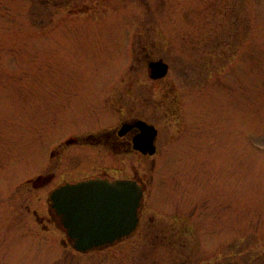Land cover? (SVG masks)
<instances>
[{
  "label": "rangeland",
  "instance_id": "rangeland-1",
  "mask_svg": "<svg viewBox=\"0 0 264 264\" xmlns=\"http://www.w3.org/2000/svg\"><path fill=\"white\" fill-rule=\"evenodd\" d=\"M136 117L150 158H51ZM126 163L152 179L148 238L83 254L37 221L51 186ZM0 264H264V0H0Z\"/></svg>",
  "mask_w": 264,
  "mask_h": 264
},
{
  "label": "water",
  "instance_id": "water-1",
  "mask_svg": "<svg viewBox=\"0 0 264 264\" xmlns=\"http://www.w3.org/2000/svg\"><path fill=\"white\" fill-rule=\"evenodd\" d=\"M168 69V64L161 59L148 63V74L152 79L166 76ZM132 126L140 129L134 138V148L155 154L156 127L137 120L125 123L123 128ZM41 177L28 182H38ZM49 200L56 225L65 232L76 251L86 253L108 246L137 228L143 187L131 179L89 177L59 185L51 191Z\"/></svg>",
  "mask_w": 264,
  "mask_h": 264
},
{
  "label": "flooded vegetation",
  "instance_id": "flooded-vegetation-1",
  "mask_svg": "<svg viewBox=\"0 0 264 264\" xmlns=\"http://www.w3.org/2000/svg\"><path fill=\"white\" fill-rule=\"evenodd\" d=\"M137 120H144L140 117L132 118L130 120H124L122 121L118 126L110 127V128H101L97 129L95 131H90V133H87L85 135H69L67 138H65L63 141L59 143L54 149L51 150V158H53L55 155L61 156L64 153L72 152V150H76V148H84V147H92V148H99L101 154L103 152H108V156L111 155H120L126 157L131 156L132 154H138L139 156H142V158H150L153 155H149L148 153H143L140 150H137L134 148V138L140 133V129L137 126H132L131 128H123V125L125 123H133ZM146 121V120H144ZM157 152V150H156ZM110 154V155H109ZM74 157H78L77 154H73ZM49 172H47L45 175H38L42 176L38 182H30V184L33 187H40L45 186L47 184H52L54 179H56L57 174L54 171V168H49ZM36 176V177H38ZM104 177L109 178L111 180L113 179H131L137 181L138 184H140L143 187V203L139 215V223L137 228L129 235L120 238L119 240L115 241L112 244H109L108 246H105L100 249H96L94 252H101L105 249L111 248L113 246H116L118 244L130 241L134 237L145 239L149 237V234L142 235L140 233L139 229L141 228V221L143 218V207H144V197L145 193L148 191V184L151 182V178H148L147 175H140L137 170L133 169V166H131L129 163H126L123 167H100L95 172L86 174L84 176L75 177V178H68L61 180L56 185L51 186L49 189L48 194V206H49V218H43L37 215L36 212V218L38 216L39 219H37L40 224L43 225L44 228H46L45 222L49 220V223H55L54 220V213L51 209V202L49 200V195L53 189L58 187L59 185L65 183V182H74L77 180L89 178V177ZM35 177V178H36ZM29 180V179H28ZM29 183V182H28ZM57 226V225H56ZM58 227V226H57ZM59 228V227H58ZM65 235V240L63 243H69V240L65 234L64 231H62ZM88 253V252H86ZM83 253V254H86Z\"/></svg>",
  "mask_w": 264,
  "mask_h": 264
}]
</instances>
